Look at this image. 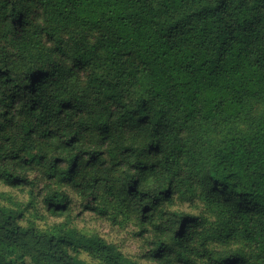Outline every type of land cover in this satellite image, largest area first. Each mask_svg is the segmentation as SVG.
<instances>
[{
    "label": "clouds",
    "instance_id": "clouds-1",
    "mask_svg": "<svg viewBox=\"0 0 264 264\" xmlns=\"http://www.w3.org/2000/svg\"><path fill=\"white\" fill-rule=\"evenodd\" d=\"M0 264H264V0H0Z\"/></svg>",
    "mask_w": 264,
    "mask_h": 264
}]
</instances>
